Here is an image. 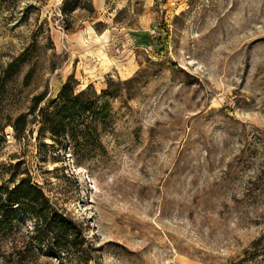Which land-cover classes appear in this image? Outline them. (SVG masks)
<instances>
[{"label":"rangeland","instance_id":"rangeland-1","mask_svg":"<svg viewBox=\"0 0 264 264\" xmlns=\"http://www.w3.org/2000/svg\"><path fill=\"white\" fill-rule=\"evenodd\" d=\"M68 78L96 136L15 138ZM0 126V185L26 172L85 239L33 248L15 208L0 264H264V0H0Z\"/></svg>","mask_w":264,"mask_h":264},{"label":"trees","instance_id":"trees-1","mask_svg":"<svg viewBox=\"0 0 264 264\" xmlns=\"http://www.w3.org/2000/svg\"><path fill=\"white\" fill-rule=\"evenodd\" d=\"M11 67L12 64H9L4 69L7 75L14 73ZM30 74L31 71L25 77L28 78ZM96 98L97 93L90 85L77 89L74 79L68 78L45 105H41L46 99V92L43 91L32 97L27 112L19 113L5 125L12 127L14 137L18 140L25 138L26 130L30 131V122L38 125V138L47 134L57 145L65 140H76L78 136L93 138L99 126L105 124L108 115L106 104L98 105ZM4 141L3 126H0V145ZM22 173L26 172H17L18 179L11 185H0V255L3 253L4 239L11 229V218L16 208L32 216V232L28 230V236L33 248L48 242L57 246L62 253H73L76 256L85 243L80 228L52 205L43 190L32 182L29 174ZM258 242L259 238L252 245L256 246ZM77 259L81 263L87 262L86 259Z\"/></svg>","mask_w":264,"mask_h":264}]
</instances>
